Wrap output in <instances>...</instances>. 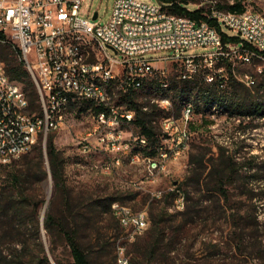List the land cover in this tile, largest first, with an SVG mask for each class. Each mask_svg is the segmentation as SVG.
Returning <instances> with one entry per match:
<instances>
[{"label":"rangeland","instance_id":"rangeland-1","mask_svg":"<svg viewBox=\"0 0 264 264\" xmlns=\"http://www.w3.org/2000/svg\"><path fill=\"white\" fill-rule=\"evenodd\" d=\"M190 1L188 6L192 9L196 8L192 2H203L205 10L211 3V0ZM233 2L234 0H218L219 4L226 5ZM242 3L243 7L250 6L264 12V0H242ZM113 5L114 0H83L81 15L93 19L94 11L98 10L99 15L95 20L104 23L111 17ZM222 28L231 34L235 32L226 24H222ZM107 50L117 59L122 57L112 47H107ZM191 51L202 52L205 48L198 46ZM170 54L172 51L169 49L147 53L150 57H165ZM158 64L165 71L153 77V84H146L138 90V99L153 111L152 123L166 145H175L181 134H173L175 139L170 134H165L162 119L171 113L180 116L186 104H191L194 110L190 122L191 134L180 143L183 151L177 158H168L165 169L154 168L144 158L145 155L154 154L150 153L151 149L142 151L140 147H135L126 151L121 147L109 150L97 145L96 136L87 134L94 126L96 113L87 100L77 99L70 103L65 109L64 122L49 133L54 135L55 143L63 150L66 183L73 201L80 205L84 218L81 239L91 250L94 264H119L117 257L120 244L125 245V253L131 262L138 264L143 261V264H148L146 252H150L154 232L149 225L137 238L130 240L127 230L120 224L115 213L102 212L101 208L92 204L93 198L119 200L134 209L145 208L149 215L152 208L158 211L161 205H168V215L163 222L167 237L161 243L155 264H264V197H260V181L264 180L261 179L264 171L257 177L254 168L248 169L246 165H241V162L248 160L264 166V116L237 108L245 100L247 92L255 101L264 99V62L255 59L251 63H239L236 66L238 75L248 73L255 79L251 84L229 73L227 62H219L217 68L223 65L224 72L228 75L227 82L223 85L220 78L210 80L208 68L204 66L193 74L194 80H190L193 77L183 75L185 67L180 62L165 60ZM215 70L213 67L211 72ZM213 88L216 91L209 98L208 94ZM181 89L185 90L182 92ZM120 95L118 92L116 103L126 106V103L120 101ZM163 96L169 97L173 103L170 113L154 100ZM32 109L40 110L39 101ZM122 127L126 138L140 132L135 122L124 123ZM84 140L93 142L91 150L83 151ZM40 144L38 142L33 145L12 162L0 165V188L10 186L15 172H25L27 176L30 174L25 189L31 194L33 201L26 203L25 212L17 214L15 221L0 215V264H5L4 254H12L15 243L21 247L23 241L27 242L26 250H32V253L39 252L41 242L53 264H60L58 259L65 263L72 259L70 246L64 236L58 234L55 242H52L41 222L52 199L54 201L51 205L56 212L64 205L61 194H55L51 173L42 179L36 176L40 173L36 156ZM226 147L239 161V167L244 166L240 169L244 175L230 185L229 201L226 193L199 189L195 180L199 174L201 182L210 180L208 173L220 155L225 154L226 159ZM137 151L141 153L140 157L133 158ZM118 156L120 163H116L110 170L94 165ZM191 159L194 161L191 162ZM44 166L49 168L46 156ZM194 169L196 174L192 175ZM256 185L259 187L251 189ZM180 191L186 195L183 207L178 206L177 201ZM9 193L11 189L5 192ZM12 196L16 198L12 202L16 203L17 194ZM184 209H187V213H180ZM10 211L13 213V209ZM255 216L260 221L259 225L250 223ZM39 222L40 234L36 236L35 228ZM235 230L246 235L243 252L235 244L231 246L229 243ZM99 232L106 234L100 243L95 236ZM253 234L258 237L254 239ZM261 237L262 244L254 247L250 243ZM32 253L26 259L27 264H30L28 259Z\"/></svg>","mask_w":264,"mask_h":264},{"label":"built area","instance_id":"built-area-1","mask_svg":"<svg viewBox=\"0 0 264 264\" xmlns=\"http://www.w3.org/2000/svg\"><path fill=\"white\" fill-rule=\"evenodd\" d=\"M192 3L196 8L204 7L203 2ZM82 4L83 0H0V48L10 44L20 51L36 83L40 103V110L32 109L27 90L11 77L0 56V165L12 162L38 142L45 147L50 131L61 126L66 107L77 99L101 106L87 132L96 136L97 145L129 151L135 142L147 144L144 133L130 138L123 135L122 124L133 123L136 110L117 104L116 97L130 88H143L148 79L164 72L160 61L180 62L185 77L207 67L208 78H220L222 85L228 75L223 65L217 68L219 62H227L233 75L248 84L255 79L248 73L238 75L236 66L255 59L264 62V12L250 6L233 10L211 0L206 14L234 29L233 34L240 38L226 42L208 19L172 12L162 0H114L111 17L104 23L81 15ZM111 46L122 54L120 59L108 52ZM198 46L205 51H191ZM162 49L172 54L147 55ZM213 67L216 70L212 73ZM154 100L164 109H173L169 97ZM143 107L149 108L147 104ZM193 113L191 104H186L180 116L171 113L162 119L165 134L173 139V134L181 135L175 145L164 142L157 155L144 156L154 168L165 169L168 158L182 153L180 143L191 134ZM92 147V141H82L83 151ZM140 155L137 151L133 158ZM116 163H120L119 156L94 165L110 170ZM177 201L178 206H184V192L180 191ZM112 208L130 240L151 223L145 208L134 209L119 200L112 202ZM118 247L119 264H130L125 245Z\"/></svg>","mask_w":264,"mask_h":264},{"label":"trees","instance_id":"trees-1","mask_svg":"<svg viewBox=\"0 0 264 264\" xmlns=\"http://www.w3.org/2000/svg\"><path fill=\"white\" fill-rule=\"evenodd\" d=\"M165 2L172 12L175 13H186L197 19H208L213 25H215L222 33L224 41H238L240 38L237 34H231L225 31L222 28L221 23L217 19L210 18L206 12L204 7L199 8H189L188 4L191 2L190 0H162ZM221 7H228L233 10H241L243 9L242 0H234L233 3L228 5L219 4ZM19 56H18V55ZM0 56L5 60L7 70L10 73L11 77L21 82L24 88L27 90L31 103L33 106L37 105L38 101V90L36 87V83L34 78L26 67L24 60L21 57L20 51L17 48H14L10 44H5L0 48ZM229 71L232 74L231 67L229 66ZM193 77V75L191 76ZM190 80H194V77ZM153 78L148 79L146 84H153ZM248 91L250 88L247 87ZM138 88H130L127 91L121 92L120 101L126 103L128 108H134L136 110V117L134 122L137 124L139 131L144 133V135L148 138L147 144H135L132 149L135 147H140L139 149L143 151L147 149H151L150 155H156L159 153L160 146L164 144V142L160 138V134H158L155 125L152 123L153 111L150 108H144L143 103L139 101V92ZM182 92L185 89H181ZM215 89L213 88L208 97L210 98L213 93H215ZM215 97V96H214ZM89 104L98 111L100 109V105H97L95 102L91 100H87ZM156 105V104H155ZM177 105V104H176ZM176 107H179L176 106ZM238 109L247 111L249 113H255L264 116V99L255 101L251 94L247 92L245 96V100L242 101L237 106ZM170 111L171 110H167ZM229 148L226 147V159L225 154L220 155L218 161H216L208 173V178L205 183L201 182V174L197 175L196 183L198 184L199 189L206 190H217L220 193H226V199H230L229 191L230 185L236 181L240 176L242 177L244 174L241 172V167L247 166L248 169L254 168L255 175L260 177V172L264 171V166L258 165L254 162H248V160L240 163L236 160L233 154L228 152ZM36 156L38 157V169L39 174H36L38 179H42L49 172L51 173L54 184H55V194H61L63 198L64 207L60 209V211L56 212L53 207V199L51 200V204L49 208L46 210L45 216L41 221L48 233L52 238V242H55V237L59 235H63L66 239L67 244L70 246L72 259L68 262H61L58 259L60 264H94L93 257L91 255V250L87 248V246L83 243L81 236L83 235L84 230V218L80 212V205L73 201L70 189L66 183L65 179V157L63 150L60 149L54 140V135L49 134L46 142V149L44 150V146L41 142L38 147V151ZM45 156L48 158L49 168L44 166ZM194 160L191 159V162ZM246 163V164H245ZM195 169L193 170L192 175H195ZM30 176V174L28 173ZM191 175V176H192ZM27 173L25 172H15L10 180V188L1 187L0 188V215H5L10 221L16 220V215L19 213L25 212V207L27 202H33L31 194L27 192L25 189V185L28 182ZM261 179H264L261 178ZM261 186L260 189L262 192L260 193V197H264V180L260 181ZM255 187H259V185L252 186L251 189H255ZM9 189H11V193L5 194ZM259 191V189L257 190ZM17 194L18 198L16 203H13L12 199L14 198L12 195ZM174 193V192H173ZM186 197V195H185ZM112 199L109 198H93L92 204L101 208L102 212H111L112 208ZM227 205V202H226ZM155 208V204H154ZM11 209H13V213H11ZM114 213V211H113ZM180 213H187V209L181 210ZM168 215V205H161L158 211L152 208L150 218V229L154 232V240L151 242L149 251H147L146 260L148 264H155L157 260V253L160 250L161 243L167 237V229L163 222L166 220ZM250 223L259 225L260 221L258 217L255 216L253 221ZM40 222L37 223L35 228L36 236L40 234ZM93 233V231H92ZM97 242L100 243L101 239L106 236L105 233H98L95 235ZM255 234H253V238L256 239ZM250 241V240H249ZM230 245L240 249L243 252V247L246 245V235L242 232L235 230V235L231 237ZM255 247L257 244L263 243V238H259L258 240L250 241ZM217 245L218 243H214ZM94 245V244H93ZM92 245V246H93ZM27 242H22V246L18 247L15 243V251L10 253H5L3 256V260L5 264H27V258L32 250L27 251ZM52 251L54 250L52 246ZM171 250V249H169ZM32 256L28 259L30 264H53L50 260V256L46 252L45 246L40 242V250L37 253H32ZM118 260V259H117ZM130 260V259H129ZM144 262H138V264H143ZM130 264H134L133 261Z\"/></svg>","mask_w":264,"mask_h":264},{"label":"water","instance_id":"water-1","mask_svg":"<svg viewBox=\"0 0 264 264\" xmlns=\"http://www.w3.org/2000/svg\"><path fill=\"white\" fill-rule=\"evenodd\" d=\"M98 15H99L98 10H95V11H94V14H93V17L96 18V17H98ZM111 47L114 48L113 46H111ZM114 49H115V48H114ZM115 50H116V52H118L117 49H115Z\"/></svg>","mask_w":264,"mask_h":264}]
</instances>
